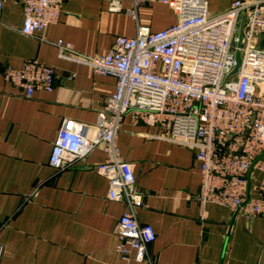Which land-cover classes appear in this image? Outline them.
I'll use <instances>...</instances> for the list:
<instances>
[{
  "label": "crops",
  "instance_id": "1",
  "mask_svg": "<svg viewBox=\"0 0 264 264\" xmlns=\"http://www.w3.org/2000/svg\"><path fill=\"white\" fill-rule=\"evenodd\" d=\"M232 1L207 0L209 13L224 11ZM23 18L21 0H2L0 264H264V216L246 218L214 202L202 204L194 149L167 138L158 124L126 113L116 138L142 193L136 218L156 233L145 260L123 259L116 250V225L126 203L107 197L108 180L96 170L103 150L94 148L64 170L49 164L62 122L96 123L115 91L113 75L59 56L55 42H70L81 54H102L117 35L176 22L174 10L159 1L63 0L58 20L39 35L20 30ZM27 59L53 68L51 90L25 96L4 78L6 66L20 67ZM261 179L254 169L251 195Z\"/></svg>",
  "mask_w": 264,
  "mask_h": 264
},
{
  "label": "built area",
  "instance_id": "2",
  "mask_svg": "<svg viewBox=\"0 0 264 264\" xmlns=\"http://www.w3.org/2000/svg\"><path fill=\"white\" fill-rule=\"evenodd\" d=\"M146 1L168 4L176 22L134 36L117 35L102 54H81L70 42H55L59 56L113 75L115 91L105 99L96 123L65 119L49 156L53 168L64 170L94 148L103 150L96 170L108 180L107 197L126 203L116 225V250L121 258L137 261L147 258L156 233L136 218L142 193L131 162L116 143L126 113L160 125L167 138L194 149L202 204L214 202L246 218L264 216V0H233L218 14L209 13L207 0H134ZM62 3L21 0L20 30L42 34L58 20ZM3 75L25 96L54 85L53 68L38 59L6 66ZM254 169L262 179L251 195Z\"/></svg>",
  "mask_w": 264,
  "mask_h": 264
}]
</instances>
